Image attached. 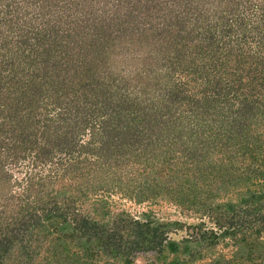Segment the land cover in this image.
<instances>
[{
	"label": "trees",
	"instance_id": "16d2710c",
	"mask_svg": "<svg viewBox=\"0 0 264 264\" xmlns=\"http://www.w3.org/2000/svg\"><path fill=\"white\" fill-rule=\"evenodd\" d=\"M0 264H264V0H0Z\"/></svg>",
	"mask_w": 264,
	"mask_h": 264
},
{
	"label": "rangeland",
	"instance_id": "374dc122",
	"mask_svg": "<svg viewBox=\"0 0 264 264\" xmlns=\"http://www.w3.org/2000/svg\"><path fill=\"white\" fill-rule=\"evenodd\" d=\"M17 165H18L17 168L11 169L12 177L17 176L18 178L20 177L23 178L26 176V174L33 171L31 158L26 159V160H21L20 162H18ZM114 201H115L114 203L118 202L120 204L119 208L126 209L130 211L131 213L138 214V212L140 211L152 209L153 211L152 213H154V215H156V217H158L159 219L171 220V219H175L176 217H178L176 213L177 211L175 210L173 203H170V202L157 201V202L151 203L147 200V201H142L139 203H133L132 201L125 200V199H118L116 197H114Z\"/></svg>",
	"mask_w": 264,
	"mask_h": 264
}]
</instances>
